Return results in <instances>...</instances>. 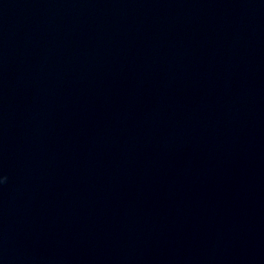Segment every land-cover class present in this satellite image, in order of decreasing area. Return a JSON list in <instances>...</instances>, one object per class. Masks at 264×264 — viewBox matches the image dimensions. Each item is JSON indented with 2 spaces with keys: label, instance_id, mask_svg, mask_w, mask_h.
<instances>
[{
  "label": "water",
  "instance_id": "95a60500",
  "mask_svg": "<svg viewBox=\"0 0 264 264\" xmlns=\"http://www.w3.org/2000/svg\"><path fill=\"white\" fill-rule=\"evenodd\" d=\"M0 264H264V0H0Z\"/></svg>",
  "mask_w": 264,
  "mask_h": 264
}]
</instances>
